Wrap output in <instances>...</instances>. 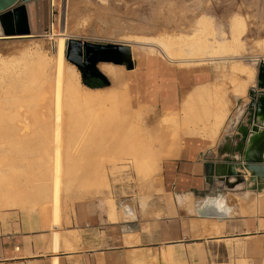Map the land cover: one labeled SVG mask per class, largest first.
I'll list each match as a JSON object with an SVG mask.
<instances>
[{
    "label": "rangeland",
    "instance_id": "1",
    "mask_svg": "<svg viewBox=\"0 0 264 264\" xmlns=\"http://www.w3.org/2000/svg\"><path fill=\"white\" fill-rule=\"evenodd\" d=\"M44 2L45 25L41 33L0 38V200L4 217L6 211L14 209L19 211L20 218L22 216L45 218L46 221H50L52 227V242L58 240L61 249L68 254L81 251L89 257L94 235L93 223L101 219L99 216L101 211H105L108 206L113 209L114 205L115 207L127 205L132 208L140 204L147 205L152 194L163 191L160 180L162 165L166 160L201 142H206V145L214 144L220 133L230 125V120L237 114L239 101H245L248 90L256 86L257 64L264 58V53H261V47L264 46V0H45ZM232 14H238L246 26L241 38L245 40L248 50L240 60L243 64L254 68L253 82L246 88L243 97H233L226 93L224 102L228 112L213 140L184 134L182 131L184 126L181 124L182 106L186 97L197 87L214 83L220 73V69H216L215 66L221 65L222 61L210 60L203 66L170 62L162 56L161 47L139 43L135 39L163 37L166 41L164 47H169V51H174V54L177 52L179 55L181 52L178 35H183L181 39L189 37L186 32H182V28L186 29L197 17L204 16L211 18L215 26L223 28L226 32L227 20ZM60 36H64V60L68 64L66 75L73 84L68 89L73 87L80 90L79 83L86 86L79 69L65 57L69 39L94 44L129 46L132 68L127 69L125 65L114 64L122 67L126 74L147 72L151 67L152 59L157 57L177 69H189L195 76L199 74L201 67H205L206 76L200 82H192L182 92L175 88L173 106L158 112L159 119L168 118V123H176L177 126L172 128L176 131L170 132L165 139L162 135L150 133V124L144 126V119L152 115L155 108L154 102L144 101L131 107L132 111L126 123L128 132L120 135L121 138L116 134L114 140L117 143H112L110 146L92 145L93 133L96 131L86 132L80 129L64 131L61 150L62 170L58 200L55 201L52 190V161L49 159L52 153L50 148L52 145L49 143L51 132L47 123L49 119H46V108L36 105L35 102L40 96L35 100L29 98L30 102L16 98L15 88L17 90L20 82L28 78L19 79L13 76L22 68L41 69V65L45 70L46 68L53 70L56 64L57 39ZM132 50L138 54L133 55ZM228 64L229 62L225 61V65ZM104 77L107 85L97 88L111 89L110 78L105 75ZM126 84L127 80L114 90L119 104H125L127 99ZM47 90L44 88L41 94L47 93ZM214 100L213 97L209 99L207 95L204 97L205 103L210 106ZM72 101L73 99L70 102ZM69 107L71 109L74 105L68 104ZM22 110H26V114H22ZM138 111L141 117L137 115ZM18 114L20 115L17 116ZM103 133L105 132L98 130L95 134L101 136ZM174 133L177 134L173 136ZM158 140H166V142L161 145L158 144L160 142ZM144 142H149L150 146L154 143V149L159 147V150L152 151L147 146L137 148L138 143ZM70 181L82 182V184L74 186L71 191H65V183ZM215 184L207 187L203 192L214 193L217 182ZM222 192L221 190L220 193ZM261 192L247 187L243 191H228L226 199L222 194L224 202L226 200L231 210L227 218L214 221L211 229L212 232H217V236L195 242L194 247L187 250L181 249L180 256L184 253L188 259L187 263L179 259L180 262L170 264H264V256L260 255L264 252V192ZM236 204L239 206L237 211ZM31 227L26 225L25 228ZM225 228L228 234H224ZM240 231L243 233H239ZM41 233L42 231L39 232ZM206 233L207 231L204 232L205 235ZM44 241L46 239L42 236L38 238L39 243ZM259 251L262 253H258ZM165 254L167 256V252Z\"/></svg>",
    "mask_w": 264,
    "mask_h": 264
},
{
    "label": "bare ground",
    "instance_id": "2",
    "mask_svg": "<svg viewBox=\"0 0 264 264\" xmlns=\"http://www.w3.org/2000/svg\"><path fill=\"white\" fill-rule=\"evenodd\" d=\"M211 20L209 17H197L196 20L188 24L186 29L182 28V32H186L189 37L181 39L183 35H178V44H180L178 46L181 52L179 55L177 52L174 54V51H169V47H164L166 41L163 37H138L135 40L139 43L161 47L162 56L170 62L194 63L203 66L210 60L222 61L221 65L215 66L216 69H220L218 79L211 85L197 87L189 93L182 106L181 126H184L182 127L183 133L213 140L228 112L227 105L224 102L226 93L233 97H243L246 88L253 82L255 72L253 67L243 64L240 60L248 50L245 40L241 38L246 30L243 19L238 14H232L227 20L226 32L223 28L215 26ZM132 53L133 55L138 54L135 50H132ZM261 53H264V46L261 47ZM262 60L264 61V58ZM225 61L229 62L227 66ZM41 66V69L30 68L25 70L22 68L13 76L19 79L28 78V80L20 82L17 90L15 88L14 96L23 101H27L29 98L35 100L40 96L35 103L46 108V119H49L47 123L51 132L49 143L52 145L50 147L52 153H50L49 159L52 161V190L55 201L58 200L59 179L62 170L61 150L63 146L62 133L64 131L70 129H80L86 132L103 131L105 133L101 136L95 134L96 132L93 133L92 145L110 146L112 143H117L114 140L116 134L121 138L120 135H125L128 132L126 123L132 111L131 107L144 101L155 103L153 114L144 119V126L147 127L150 124L149 132L162 135L165 139L170 132L176 131L172 128L177 126L176 123H168V118L159 119L157 117L158 112L173 106L175 88L180 89L182 92L192 82H200L206 76L204 73L205 67H201L199 74L195 76L189 69H177L154 57L150 69L145 73L138 72V74H126L122 67L112 63H98V69L110 78L111 89L90 88L82 86L80 83V90L73 89V87L68 89L73 84L66 75L68 64L64 60V36L57 39L55 68L50 71L47 68L45 70L43 65ZM71 69L74 70V67L71 66ZM125 80L128 84V86L127 84L125 86L127 99L125 104H119L114 90L120 87V84H124ZM217 83L218 85H216ZM44 88L46 90L48 88V92L41 94ZM218 90L220 95H218ZM206 95L209 99L212 97L215 99L212 101L211 106L204 101ZM72 99L73 101L70 102ZM68 104L70 106L71 104L74 105L71 108L72 110L70 107L68 108ZM106 111L110 113H106ZM139 112L137 115L141 117ZM21 113L26 114V110H22ZM109 132L114 135H110ZM175 134L177 133H174L173 136ZM171 141L174 143L172 139ZM165 142L166 140H162L158 144L162 145ZM146 146L152 151L159 150V147L154 149V143H151V147L149 142L138 143L137 148ZM80 183L82 184V182L74 183L71 181L65 183L64 190L71 191L74 186L77 187ZM211 203L215 204L218 210L230 213V207L225 204L219 194L206 196L199 207ZM140 207L143 208L144 205L140 204ZM210 230L206 234L217 233L212 232L213 229ZM53 246L54 249L57 248V240L54 241ZM258 253H262V251ZM165 255L164 253L165 258L168 257V252L167 256ZM260 255L264 256V252ZM53 264H56L55 259Z\"/></svg>",
    "mask_w": 264,
    "mask_h": 264
},
{
    "label": "crops",
    "instance_id": "3",
    "mask_svg": "<svg viewBox=\"0 0 264 264\" xmlns=\"http://www.w3.org/2000/svg\"><path fill=\"white\" fill-rule=\"evenodd\" d=\"M39 1L43 30L46 6L45 0ZM236 133V130L229 133L223 131L214 144L201 142L166 160L162 165L160 180L163 191L152 194L150 202L143 208L114 205L113 209L108 206L101 211V219L93 223L94 235L89 257L81 251L68 254L61 249L58 240V246L54 249L52 227L45 218H20L19 211L14 209L6 211L4 217L0 200V264H53L54 259L56 264H170L178 263L181 259V262L187 263V256L184 253L180 256L181 249L187 250L194 247L195 242L217 236L204 234L217 219L195 214L200 203L210 195L203 190L217 182L220 191H223L221 197L224 194L226 199L228 191H243L247 184H252L248 180L247 183L235 185L234 189H227L223 182L216 179L209 182L207 179L206 164L221 162L228 156L221 151L224 146L222 139L229 134L236 136ZM235 142L229 140L226 143L233 146ZM232 180L229 178V181ZM235 207L237 211L239 206L236 204ZM26 225L32 227L25 228ZM224 234H228L226 228ZM41 236L46 239L44 243L38 242ZM164 252H168V257L164 258Z\"/></svg>",
    "mask_w": 264,
    "mask_h": 264
},
{
    "label": "water",
    "instance_id": "4",
    "mask_svg": "<svg viewBox=\"0 0 264 264\" xmlns=\"http://www.w3.org/2000/svg\"><path fill=\"white\" fill-rule=\"evenodd\" d=\"M41 9L39 0H0V37H20L35 35L42 32ZM121 44H94L77 39H69L66 44L65 57L74 64L84 78L83 69L91 66V73L97 75L98 62L125 65L132 68L130 50ZM256 88L248 93L251 100L248 103L249 115L246 125H237L239 115L230 120L225 133L236 130V136L229 134L223 141L225 156L221 162L206 164L207 179L224 183L227 189H234L239 183L252 182L248 189L261 192L264 189V61L257 64ZM104 76V75H103ZM236 140L233 146L227 144ZM247 177V179L245 178ZM229 178L234 180L229 181ZM216 191L218 193H216ZM209 196L220 195V186ZM221 197V195H220ZM199 217L214 218L218 221L228 217L229 213L218 210L216 205H204L196 209Z\"/></svg>",
    "mask_w": 264,
    "mask_h": 264
},
{
    "label": "flooded vegetation",
    "instance_id": "5",
    "mask_svg": "<svg viewBox=\"0 0 264 264\" xmlns=\"http://www.w3.org/2000/svg\"><path fill=\"white\" fill-rule=\"evenodd\" d=\"M258 73V71H257ZM83 75L84 78H92L95 77L92 73H91V66L90 67H86L83 69ZM258 80H256L257 82ZM257 84V83H256ZM257 86H252L251 88H256ZM250 88V89H251ZM247 100V101H246ZM245 101H239V105L237 106V116L238 120H237V125L241 126V125H246V119L249 115V111H248V103L251 100V96L249 93H247V99ZM235 118V117H234Z\"/></svg>",
    "mask_w": 264,
    "mask_h": 264
},
{
    "label": "trees",
    "instance_id": "6",
    "mask_svg": "<svg viewBox=\"0 0 264 264\" xmlns=\"http://www.w3.org/2000/svg\"><path fill=\"white\" fill-rule=\"evenodd\" d=\"M92 78H83V83L90 88L103 87L107 85V81L103 75L97 72V75Z\"/></svg>",
    "mask_w": 264,
    "mask_h": 264
}]
</instances>
